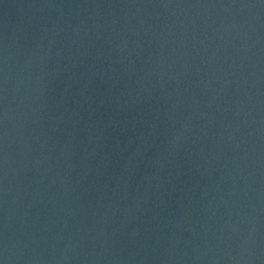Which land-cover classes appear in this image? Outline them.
<instances>
[{
	"label": "water",
	"instance_id": "obj_1",
	"mask_svg": "<svg viewBox=\"0 0 264 264\" xmlns=\"http://www.w3.org/2000/svg\"><path fill=\"white\" fill-rule=\"evenodd\" d=\"M0 264H264V0H0Z\"/></svg>",
	"mask_w": 264,
	"mask_h": 264
}]
</instances>
